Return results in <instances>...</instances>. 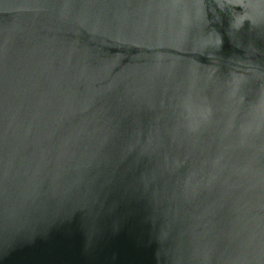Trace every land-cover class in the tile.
<instances>
[{
    "label": "water",
    "instance_id": "water-1",
    "mask_svg": "<svg viewBox=\"0 0 264 264\" xmlns=\"http://www.w3.org/2000/svg\"><path fill=\"white\" fill-rule=\"evenodd\" d=\"M0 264H264V0H0Z\"/></svg>",
    "mask_w": 264,
    "mask_h": 264
}]
</instances>
